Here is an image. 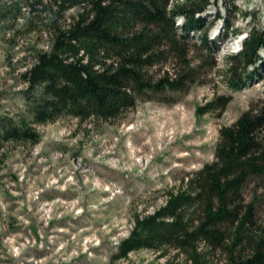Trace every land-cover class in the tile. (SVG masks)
Listing matches in <instances>:
<instances>
[{"label": "rangeland", "instance_id": "1", "mask_svg": "<svg viewBox=\"0 0 264 264\" xmlns=\"http://www.w3.org/2000/svg\"><path fill=\"white\" fill-rule=\"evenodd\" d=\"M62 1L0 0V6L16 8L0 21V116L24 113V74L38 54L50 51L55 30L83 9ZM199 17L203 29L186 41L191 61L206 65L186 91L167 93L164 102L139 100L108 122L61 117L34 126L40 134L35 145H4L0 264H110L133 218L152 213L188 173L212 162L220 128L264 101V49L245 70L242 89L225 78L228 58L241 48L238 38L249 30L264 36V0H218ZM182 23L178 17L176 26ZM204 33L209 47L201 43ZM173 70L167 63L149 72L158 77ZM220 96L231 98L222 112L196 114ZM243 197L255 203L262 223L264 177L251 178ZM208 257V264H226L221 254ZM113 264H184V257L172 249L140 250Z\"/></svg>", "mask_w": 264, "mask_h": 264}, {"label": "trees", "instance_id": "2", "mask_svg": "<svg viewBox=\"0 0 264 264\" xmlns=\"http://www.w3.org/2000/svg\"><path fill=\"white\" fill-rule=\"evenodd\" d=\"M217 1L63 0L68 8L83 9L64 29L55 30L50 51L38 54L24 74V113L0 116V165L6 143L39 142L36 125L65 116L108 122L139 100L164 102L167 93L197 83L206 61H191L186 40L203 29L199 14ZM14 9L0 6V21ZM178 17L181 26H176ZM200 40L209 47L206 33ZM261 49L264 36L249 30L241 50L228 58L227 85L242 89L244 72ZM167 63L176 70L158 77L149 72ZM230 101L217 97L196 114L222 112ZM259 177H264V101L220 128L212 162L188 173L152 213L133 218L110 264L132 252L167 249L182 255L184 264H208V256L217 253L226 264H264V219L257 222L255 203L243 197L247 182Z\"/></svg>", "mask_w": 264, "mask_h": 264}, {"label": "clouds", "instance_id": "3", "mask_svg": "<svg viewBox=\"0 0 264 264\" xmlns=\"http://www.w3.org/2000/svg\"><path fill=\"white\" fill-rule=\"evenodd\" d=\"M238 43H239V40H238ZM238 50V48L234 49V51Z\"/></svg>", "mask_w": 264, "mask_h": 264}]
</instances>
